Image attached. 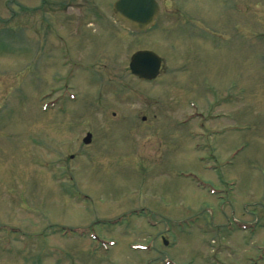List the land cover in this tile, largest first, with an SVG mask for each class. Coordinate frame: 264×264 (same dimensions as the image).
<instances>
[{
	"label": "rangeland",
	"instance_id": "obj_1",
	"mask_svg": "<svg viewBox=\"0 0 264 264\" xmlns=\"http://www.w3.org/2000/svg\"><path fill=\"white\" fill-rule=\"evenodd\" d=\"M115 1L0 0V264H264V0H157L137 35ZM65 58L79 100L43 113Z\"/></svg>",
	"mask_w": 264,
	"mask_h": 264
},
{
	"label": "water",
	"instance_id": "obj_2",
	"mask_svg": "<svg viewBox=\"0 0 264 264\" xmlns=\"http://www.w3.org/2000/svg\"><path fill=\"white\" fill-rule=\"evenodd\" d=\"M159 7L156 0H117L112 14L122 26L134 33L149 28L157 17ZM160 58L150 51H138L130 57L129 70L132 75L142 80H153L158 75ZM86 135L83 142H90Z\"/></svg>",
	"mask_w": 264,
	"mask_h": 264
},
{
	"label": "flooded vegetation",
	"instance_id": "obj_3",
	"mask_svg": "<svg viewBox=\"0 0 264 264\" xmlns=\"http://www.w3.org/2000/svg\"><path fill=\"white\" fill-rule=\"evenodd\" d=\"M135 79V78H134ZM136 80V79H135Z\"/></svg>",
	"mask_w": 264,
	"mask_h": 264
}]
</instances>
